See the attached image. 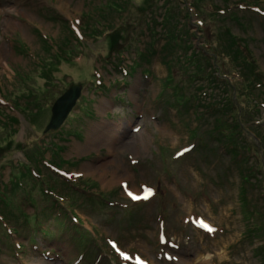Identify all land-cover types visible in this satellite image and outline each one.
<instances>
[{
    "label": "rangeland",
    "instance_id": "obj_1",
    "mask_svg": "<svg viewBox=\"0 0 264 264\" xmlns=\"http://www.w3.org/2000/svg\"><path fill=\"white\" fill-rule=\"evenodd\" d=\"M170 1L0 0V264H264V0ZM73 85L76 106L44 134ZM102 122L122 127L114 153L87 148ZM26 194L48 238L20 218Z\"/></svg>",
    "mask_w": 264,
    "mask_h": 264
},
{
    "label": "trees",
    "instance_id": "obj_2",
    "mask_svg": "<svg viewBox=\"0 0 264 264\" xmlns=\"http://www.w3.org/2000/svg\"><path fill=\"white\" fill-rule=\"evenodd\" d=\"M164 1H165V5L169 8V6L171 4V1L170 0H164ZM165 38H166V36H165ZM175 44H176V42H174L173 44H167V48H169V51L172 50V47L175 48ZM184 44H185V42H184ZM185 45H187V44H185ZM237 45H235L236 50L234 51V49H231L232 50V52H230L231 54L228 53L227 56H229L230 58L233 57L234 58L233 60L237 61V58H236L235 55H238L239 54V55H241V57L242 56L244 57L243 60L247 63V60L245 58V55L243 54V52L240 51V49L243 50V47L240 46V49H239L237 47ZM191 49H192V45H190V44H188L186 47H184V50H187V51H190ZM166 50L168 51V49H166ZM204 51H206V50H204ZM221 53H223L222 56H224V54H226V52H221ZM201 56H203V58L205 60L207 59V57L205 56V53H203ZM217 57L218 56L215 55L213 58H217ZM192 58H193V56H192ZM208 60H213V59L212 58L211 59L208 58ZM213 78H214V80L215 79H218L216 76H214ZM13 121H16V120L13 119ZM238 132L239 131H237L236 133H238ZM241 135H242V133H239L238 134L239 137H241ZM226 138H228V137H226ZM234 140H235L234 139V135L231 134V138H228V142L231 143V144H234ZM47 163L48 162H45L44 163V166L46 168H49L50 166L47 165ZM55 168H59V167H55ZM28 175H29V179H33L34 181H39V182L41 181L40 173L39 174H34L33 171L30 170V173ZM21 177H23V175ZM12 183H14V186L13 187L16 190L18 189V190H21L22 191V190H25L26 189V188H24V185L16 177H15V181L12 182ZM71 185H73V184H71ZM31 187H33V186H31ZM39 188H40L39 195L42 197V200H48V199H50L51 202H52V204H53V207L57 206V204H60L61 206H59L57 208V210L60 209L61 211L70 213V216L69 217L67 216V219H70V217H71L73 223H76V224L79 223V220L80 219L76 217L75 210L72 207V205L75 204V202H74L75 199L74 198H70V197H64V198H62V197H60V195H57L56 192L53 189L49 188V186L42 185L41 183H39ZM73 190H75L74 192H77L79 190V188L77 187V184H74L73 185ZM29 194H26V197H27V198H25L26 199V204H28V206L30 208H32L34 210V212L32 214H28L25 211H23L21 208H19V216H20V218L23 219V221H24L23 223H25L28 226L29 231L30 232H31V230L33 231V232H31V236L30 237H34L33 235H35L36 232H40V234L44 238H48L49 235H50V233H49V231L47 229L43 228L44 226H43V224L41 222V217L39 216L38 213H36L37 212V209H38L37 208L38 202H37V200H35V198H33L32 196H30ZM0 202L2 203V205H5V206L9 207V204H11V199H9V195H3V196H1V193H0ZM69 202H70V204H69ZM1 214H0V227L2 228V224H3V219H4V214L5 213H1ZM251 217H252V214H251ZM61 223H63V221ZM6 231H7L6 232L7 234H10V235L13 234V233H11V230L10 229L9 230L7 229ZM77 231H79V229H77ZM257 232L259 234H262V236L264 237V223H262V225L259 226V228L257 229ZM255 234L258 235L257 233H255ZM6 239L9 241V236L8 235L6 236ZM30 240H32V243H33L34 238H30ZM262 251L264 253V247H262L260 249V252H262Z\"/></svg>",
    "mask_w": 264,
    "mask_h": 264
},
{
    "label": "bare ground",
    "instance_id": "obj_3",
    "mask_svg": "<svg viewBox=\"0 0 264 264\" xmlns=\"http://www.w3.org/2000/svg\"><path fill=\"white\" fill-rule=\"evenodd\" d=\"M8 26L15 27V24L12 21H10V24H8ZM6 54L7 52L5 50L3 49L0 50V65L2 67L3 72L7 70V65L3 62V58L5 57ZM86 76L87 75L84 73L81 74V77L83 78H85ZM108 105H110V102L108 99H105L101 101L99 109H103ZM121 128L118 127L117 125H111V124L109 125L107 122H102L99 126L96 127L93 133L89 136L87 142V148L88 149L96 148L98 145L97 143H100V145H103L104 147L108 148L111 153H114V144L117 138L119 137ZM120 168L121 166H118L116 170H119ZM124 175L126 178L123 179H128L132 177V175L128 171H124ZM114 177L115 179H122L119 176H114ZM111 179L113 180V176ZM131 192L135 193V190L132 189Z\"/></svg>",
    "mask_w": 264,
    "mask_h": 264
},
{
    "label": "water",
    "instance_id": "obj_4",
    "mask_svg": "<svg viewBox=\"0 0 264 264\" xmlns=\"http://www.w3.org/2000/svg\"><path fill=\"white\" fill-rule=\"evenodd\" d=\"M81 87L71 86L51 108V117L44 129V133L58 130L81 97Z\"/></svg>",
    "mask_w": 264,
    "mask_h": 264
},
{
    "label": "snow or ice",
    "instance_id": "obj_5",
    "mask_svg": "<svg viewBox=\"0 0 264 264\" xmlns=\"http://www.w3.org/2000/svg\"><path fill=\"white\" fill-rule=\"evenodd\" d=\"M127 258V257H126Z\"/></svg>",
    "mask_w": 264,
    "mask_h": 264
}]
</instances>
